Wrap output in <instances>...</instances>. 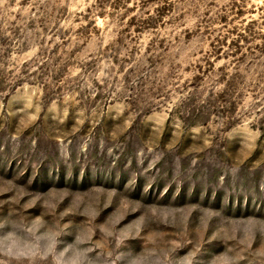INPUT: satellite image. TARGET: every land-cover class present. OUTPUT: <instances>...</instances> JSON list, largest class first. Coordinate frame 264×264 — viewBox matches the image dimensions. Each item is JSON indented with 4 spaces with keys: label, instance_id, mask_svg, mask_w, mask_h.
<instances>
[{
    "label": "rangeland",
    "instance_id": "obj_1",
    "mask_svg": "<svg viewBox=\"0 0 264 264\" xmlns=\"http://www.w3.org/2000/svg\"><path fill=\"white\" fill-rule=\"evenodd\" d=\"M0 264H264V0H0Z\"/></svg>",
    "mask_w": 264,
    "mask_h": 264
}]
</instances>
